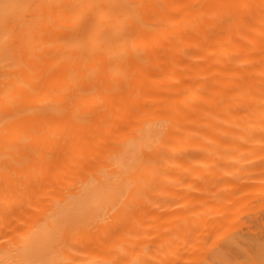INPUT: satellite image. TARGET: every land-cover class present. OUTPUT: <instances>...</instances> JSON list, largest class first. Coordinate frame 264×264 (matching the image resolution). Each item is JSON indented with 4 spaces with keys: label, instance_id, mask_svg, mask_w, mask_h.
Masks as SVG:
<instances>
[{
    "label": "bare ground",
    "instance_id": "obj_1",
    "mask_svg": "<svg viewBox=\"0 0 264 264\" xmlns=\"http://www.w3.org/2000/svg\"><path fill=\"white\" fill-rule=\"evenodd\" d=\"M259 103L264 0H0V264H264Z\"/></svg>",
    "mask_w": 264,
    "mask_h": 264
},
{
    "label": "rangeland",
    "instance_id": "obj_2",
    "mask_svg": "<svg viewBox=\"0 0 264 264\" xmlns=\"http://www.w3.org/2000/svg\"><path fill=\"white\" fill-rule=\"evenodd\" d=\"M253 106L256 107L255 111H252L253 114L255 115L257 114V112L264 111V103L254 104ZM250 143H254L255 145L261 147L257 135L253 136ZM262 146H264V137H263ZM249 167H251V163H249ZM252 189L253 190L251 194H249L245 198L242 199L240 198L236 200L234 204L235 224L237 222V226L240 227L245 222H248V224H250L251 222L253 225V230L257 232L259 235L263 236L264 235V181L260 182L257 179L253 180ZM214 191L216 193L218 192V190H213V193H215ZM217 201L219 203L221 202V200H217Z\"/></svg>",
    "mask_w": 264,
    "mask_h": 264
}]
</instances>
